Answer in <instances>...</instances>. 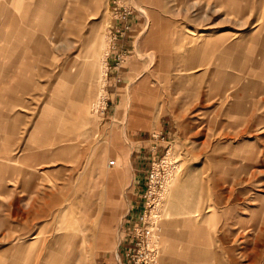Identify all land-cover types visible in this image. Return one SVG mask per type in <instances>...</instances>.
<instances>
[{
    "label": "rangeland",
    "instance_id": "obj_1",
    "mask_svg": "<svg viewBox=\"0 0 264 264\" xmlns=\"http://www.w3.org/2000/svg\"><path fill=\"white\" fill-rule=\"evenodd\" d=\"M153 140L148 264H264V0H0V264L111 263Z\"/></svg>",
    "mask_w": 264,
    "mask_h": 264
},
{
    "label": "built area",
    "instance_id": "obj_2",
    "mask_svg": "<svg viewBox=\"0 0 264 264\" xmlns=\"http://www.w3.org/2000/svg\"><path fill=\"white\" fill-rule=\"evenodd\" d=\"M128 15V11L119 15L120 27L116 29V35L119 37L129 28ZM109 164L112 165L113 161ZM165 164V156L152 158L146 169L139 209L128 221L127 264H148L157 254L154 229L160 217L159 205L167 183L163 172Z\"/></svg>",
    "mask_w": 264,
    "mask_h": 264
},
{
    "label": "crops",
    "instance_id": "obj_3",
    "mask_svg": "<svg viewBox=\"0 0 264 264\" xmlns=\"http://www.w3.org/2000/svg\"><path fill=\"white\" fill-rule=\"evenodd\" d=\"M14 31L13 33H20V25L16 23V18L14 21ZM79 66L81 64L78 63ZM83 65V64H82ZM85 65V64H84ZM96 63H94V66ZM91 70V69H90ZM83 72H85V69H83ZM158 138V137H157ZM165 142V138L161 139V142ZM166 147H163L162 145L159 144L158 141L153 140L147 147L141 148L138 150L136 154V167L133 175V180H132V199L130 200V207L128 212L125 215V219L123 222V226L120 232V238L118 240V248L116 252L113 255V261L103 263V264H127L126 262V253H127V241H128V236L126 234L127 227H128V221L129 218L134 215L140 205V196L143 191L144 185H145V179H146V169L151 162L152 158H158L163 156L164 150ZM169 150L166 151V153ZM113 161V160H110ZM109 161V162H110ZM115 161H113V164ZM112 164V165H113ZM110 165V164H109Z\"/></svg>",
    "mask_w": 264,
    "mask_h": 264
}]
</instances>
